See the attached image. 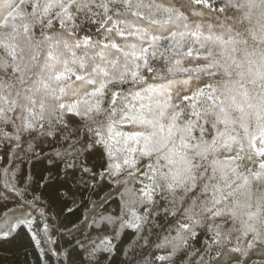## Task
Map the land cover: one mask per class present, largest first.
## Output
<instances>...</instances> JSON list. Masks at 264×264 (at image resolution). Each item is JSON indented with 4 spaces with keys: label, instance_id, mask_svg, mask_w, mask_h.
I'll return each instance as SVG.
<instances>
[{
    "label": "snow or ice",
    "instance_id": "6c2138e0",
    "mask_svg": "<svg viewBox=\"0 0 264 264\" xmlns=\"http://www.w3.org/2000/svg\"><path fill=\"white\" fill-rule=\"evenodd\" d=\"M0 146L48 164L35 181L0 170V240L41 246L38 189L62 172L67 213L97 179L120 199L118 216L95 205L74 243L49 249L58 264H102L161 207L175 234L145 264H173L201 234L196 264H264V0H0Z\"/></svg>",
    "mask_w": 264,
    "mask_h": 264
},
{
    "label": "trees",
    "instance_id": "16d2710c",
    "mask_svg": "<svg viewBox=\"0 0 264 264\" xmlns=\"http://www.w3.org/2000/svg\"><path fill=\"white\" fill-rule=\"evenodd\" d=\"M81 36H83V33H81ZM156 64L159 65L160 61L157 60ZM24 147L26 149L27 145ZM41 147H43V152H51L52 150L48 146L37 145L35 151L40 152ZM17 151V157L10 163L5 156L4 146H0V170L4 167H11L16 170L17 176L21 180L26 179L28 176H32L34 181L38 180L40 175L44 174L45 169L48 168L47 161H36L34 159L30 161L31 152ZM60 176L61 179L53 182L46 190L38 189V191L44 192L47 201L46 222L49 224L47 235L43 232V224L39 219L34 226L37 237L41 241V246L38 248L30 236H18L9 238L7 241L0 240V264H58L57 257L49 249H56L62 253L65 248L69 247L70 242L74 243V240L68 236V231L73 230L74 225L84 227L81 221L84 220L88 210L93 209L95 205H99L95 208L96 213H103L106 216L119 215L120 197L119 193L116 192L117 186L110 184L106 178L103 181L97 179L95 182H90L87 189L81 186V192L78 196L82 195L83 201L80 203V207L74 209L75 214L67 213L66 210H63L65 201L57 196V190L62 192L76 191V189L73 187L72 182L63 179L62 172ZM93 183L95 186H93ZM33 187H35V184H33ZM3 194L2 185H0V213L3 212ZM68 204L71 206L70 201H68ZM84 204H87V208L84 207ZM8 205L9 207L12 206L10 200ZM172 221L173 217H166L164 208L161 207L158 213L153 214L150 221L144 225L139 235L125 228L120 232L119 238L114 239L115 250L110 255L107 253L101 254L102 257H108L107 261L102 259V264H145V260L152 259L153 253L157 255L166 254L159 252L156 244L163 236L169 233L175 234V224ZM119 227L120 221L117 220L114 225L101 226L97 232L101 236L113 237ZM96 234L93 233L94 236ZM49 237L55 243H49ZM79 238L81 237L77 235L76 239ZM204 240L205 236L201 234L197 240L190 241V247L187 249L188 254H184L183 250L177 252L173 257V264H196L200 256L203 255L201 250L204 248ZM41 249L44 252L43 257ZM126 252L127 255H125ZM61 259H63L62 256Z\"/></svg>",
    "mask_w": 264,
    "mask_h": 264
}]
</instances>
